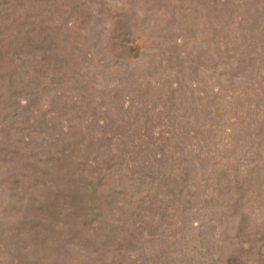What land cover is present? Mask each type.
Here are the masks:
<instances>
[{"label": "rangeland", "instance_id": "obj_1", "mask_svg": "<svg viewBox=\"0 0 264 264\" xmlns=\"http://www.w3.org/2000/svg\"><path fill=\"white\" fill-rule=\"evenodd\" d=\"M0 264H264V0H0Z\"/></svg>", "mask_w": 264, "mask_h": 264}]
</instances>
